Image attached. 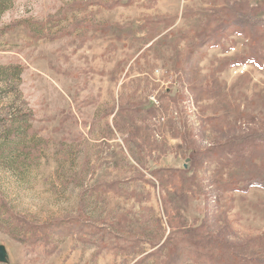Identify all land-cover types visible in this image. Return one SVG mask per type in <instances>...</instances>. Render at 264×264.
I'll use <instances>...</instances> for the list:
<instances>
[{
    "label": "rangeland",
    "instance_id": "obj_1",
    "mask_svg": "<svg viewBox=\"0 0 264 264\" xmlns=\"http://www.w3.org/2000/svg\"><path fill=\"white\" fill-rule=\"evenodd\" d=\"M239 13L264 0H0V264H264V25Z\"/></svg>",
    "mask_w": 264,
    "mask_h": 264
},
{
    "label": "trees",
    "instance_id": "obj_2",
    "mask_svg": "<svg viewBox=\"0 0 264 264\" xmlns=\"http://www.w3.org/2000/svg\"><path fill=\"white\" fill-rule=\"evenodd\" d=\"M237 16L238 17H236V18H237V20H239V22H244V23H246L248 25H252V26L264 25V19H256V17L251 18L250 15H244L242 13L237 14ZM15 68L16 67L11 68L10 66L0 67V70L2 71L0 74V77L2 79H8V78L11 79L12 77L10 78L6 72H7V70H13L16 73L15 74L16 79H18L21 68H19V69L18 68L15 69ZM8 121H9V124L11 127L10 133L12 130L14 132H17L20 128H22L25 125V122H26L25 118H23L22 114H20L19 111H15L12 114H10ZM245 181H246L245 184H247V185H251V186L258 185V181L253 180V179H249L248 182H247V180H245Z\"/></svg>",
    "mask_w": 264,
    "mask_h": 264
},
{
    "label": "water",
    "instance_id": "obj_3",
    "mask_svg": "<svg viewBox=\"0 0 264 264\" xmlns=\"http://www.w3.org/2000/svg\"><path fill=\"white\" fill-rule=\"evenodd\" d=\"M7 260V252L5 247L0 244V263H4Z\"/></svg>",
    "mask_w": 264,
    "mask_h": 264
},
{
    "label": "built area",
    "instance_id": "obj_4",
    "mask_svg": "<svg viewBox=\"0 0 264 264\" xmlns=\"http://www.w3.org/2000/svg\"><path fill=\"white\" fill-rule=\"evenodd\" d=\"M245 66H246V65L243 64V65L237 67L236 72H238V71L241 72V73L244 72V70H245Z\"/></svg>",
    "mask_w": 264,
    "mask_h": 264
}]
</instances>
